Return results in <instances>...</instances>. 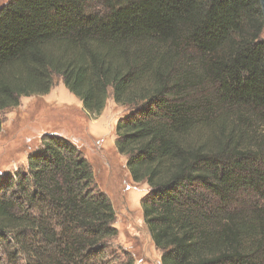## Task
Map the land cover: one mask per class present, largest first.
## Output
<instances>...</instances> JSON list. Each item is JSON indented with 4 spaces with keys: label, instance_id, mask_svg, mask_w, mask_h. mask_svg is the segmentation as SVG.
<instances>
[{
    "label": "trees",
    "instance_id": "trees-1",
    "mask_svg": "<svg viewBox=\"0 0 264 264\" xmlns=\"http://www.w3.org/2000/svg\"><path fill=\"white\" fill-rule=\"evenodd\" d=\"M263 32L260 0H8L0 113L57 78L92 115L112 95L161 264H264ZM44 140L0 174V264H135L81 149Z\"/></svg>",
    "mask_w": 264,
    "mask_h": 264
},
{
    "label": "rangeland",
    "instance_id": "rangeland-1",
    "mask_svg": "<svg viewBox=\"0 0 264 264\" xmlns=\"http://www.w3.org/2000/svg\"><path fill=\"white\" fill-rule=\"evenodd\" d=\"M7 1L0 0V6ZM124 110L110 95L100 114H89L62 79H55L48 94L22 97L19 107L0 113V174L26 170L28 153L40 150L47 136L70 139L91 165L93 190L103 192L116 210L118 233L109 241V251L118 257L126 254L120 260L133 258L135 264H161V251L151 239L141 210L148 186L132 181L126 158L115 147L116 124Z\"/></svg>",
    "mask_w": 264,
    "mask_h": 264
},
{
    "label": "water",
    "instance_id": "water-1",
    "mask_svg": "<svg viewBox=\"0 0 264 264\" xmlns=\"http://www.w3.org/2000/svg\"><path fill=\"white\" fill-rule=\"evenodd\" d=\"M260 3H261V8H262L263 16H264V0H260Z\"/></svg>",
    "mask_w": 264,
    "mask_h": 264
}]
</instances>
